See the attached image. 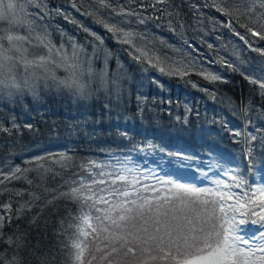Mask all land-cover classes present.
<instances>
[{
	"label": "trees",
	"instance_id": "trees-1",
	"mask_svg": "<svg viewBox=\"0 0 264 264\" xmlns=\"http://www.w3.org/2000/svg\"><path fill=\"white\" fill-rule=\"evenodd\" d=\"M19 1L30 46L23 54L15 50L12 32L7 22L0 20V47L7 50L0 51V61H11L22 72L20 68L32 59L34 63L29 64L36 71L42 68L46 75L41 83L28 76L30 80L14 92L15 96L0 91V167L5 174L14 166L33 169L27 179L0 186V204H12L11 212L0 210V215L12 216L2 229L0 253L9 258L18 255L24 264H100L93 259L99 253L92 252V236L83 237L67 228L71 218L79 214L82 202L64 194L79 187L75 182L81 174H87L82 166L90 161L126 162L128 167L148 173V183H155L151 179L154 175L194 185L171 173L194 165L196 171L206 170L212 176L235 169L247 184L246 188L232 189L238 198L246 193L240 203L259 196L254 190L263 185L256 186L254 178L264 170V145L259 137L250 145L245 143L243 131L264 133V97L258 85L251 83H264V55L250 50L234 31L244 34L240 24L261 30V0H215L234 16H240L234 30L223 26L229 18L221 12L213 30L200 0H165L162 4L158 0H116L113 8L127 6L138 13L135 18L111 16L110 11L99 9L97 0ZM140 18L144 23L138 22ZM100 20L124 30L131 28L133 43H121V38L108 32ZM121 20L127 23L121 24ZM246 38L251 39L250 34ZM85 41L91 43L86 50L96 44L99 50L94 61H88L92 51L85 52L81 66L94 69L89 76L93 83L87 81L90 88L80 91L85 95L79 96L64 90L61 82L49 76V71L60 53ZM258 41L257 37L252 47L264 49V43ZM137 48L147 52V57L135 59L139 55ZM155 57H159L163 73L146 62L152 58L157 63ZM106 65L109 74L104 82L97 74L105 72ZM174 69L186 70L188 74H167ZM117 70L120 75L113 79ZM208 74L220 79H206ZM244 125L251 127L244 129ZM238 130L242 136L233 137L231 133ZM249 147L255 157L251 161ZM177 153L192 159L182 161ZM60 154L71 157L68 166L46 160L42 163L50 171L44 172L35 170L36 164L26 163L38 156L54 160ZM16 192L23 195L17 196ZM259 202L257 199L255 205ZM20 205L27 207L16 215ZM255 205L238 212L249 214ZM242 219L236 215V221ZM236 224L239 227L240 222ZM8 237L14 241L20 238L21 247L7 244ZM73 239L83 247L80 260L76 259L77 249L71 247ZM117 260L121 264H172L166 259L153 261L139 250L128 258L113 257V264Z\"/></svg>",
	"mask_w": 264,
	"mask_h": 264
},
{
	"label": "snow or ice",
	"instance_id": "snow-or-ice-1",
	"mask_svg": "<svg viewBox=\"0 0 264 264\" xmlns=\"http://www.w3.org/2000/svg\"><path fill=\"white\" fill-rule=\"evenodd\" d=\"M97 2L99 9L110 11L111 16L133 18L138 16L136 11L129 10L124 5L113 8L116 0H107V2L97 0ZM164 2L165 0H158V3ZM193 7L195 8V5ZM201 7H214L216 11L228 17L224 27L234 30V25L239 23L240 16H234L226 7L217 5L215 0L211 3L206 2ZM260 7L264 8V0H261ZM196 11L200 9L196 8ZM249 14H252L251 11ZM98 22L108 32L120 37L121 43L130 45L133 43L132 32L124 31L123 27L117 24H108L103 20ZM138 22L144 23V19L140 18ZM120 23L126 24L127 21L121 20ZM249 23L253 22L249 21ZM239 27L244 29V34L234 31V35L250 50L264 55V49L259 46L252 47L253 43H257V37L259 43H264V23L259 24L260 31L254 30L248 24H240ZM249 34L251 39L246 38ZM136 52L139 53L134 57L137 60L147 57V52L139 48ZM154 59L157 63H153L152 58H148L146 62L153 67H159V57ZM228 66L231 67V65ZM159 71L163 73L165 69L159 67ZM167 74L183 76L188 73L186 70L182 72L174 69L169 70ZM205 78L212 81L220 79L213 74H208ZM251 83L258 85L260 95L264 97V83L258 80H252ZM249 127L251 125H244V129ZM231 134L238 138L242 136V131H233ZM258 137L264 145V133L257 132L253 135L243 131L244 142L249 145ZM176 155L182 161L192 159L187 154L177 153ZM254 158L253 149L249 147L248 160L251 161ZM46 160H52L53 164L66 167L71 157L60 154L53 160L51 157L38 156L26 163L36 164L37 171L48 172L50 168H45L42 163ZM82 167L87 174H81L80 180L75 182L79 184V187L74 186L69 193L64 194L82 202L79 214L71 218L72 223H69L67 228L83 237L92 236L94 245L92 252L99 253V256H94L93 259L98 260L100 264H113V257L135 256L137 250L147 253L149 259L153 261L166 259L172 264H264V244L256 248L254 244L242 240L239 235H234L240 230L236 224L235 214L240 209L248 208L250 204L255 205L257 199L261 203L258 205L259 211L254 208L251 212L252 216L258 217L253 223L264 225V188L254 190L259 193L258 197L254 196L245 203H240V198L246 193H241V197L238 198L232 193V189L246 188L247 184L235 169L224 171V176L228 177L231 183L225 179H216L212 182L215 187H198L175 179H160L154 175L151 179L155 183H148V173H141L135 168H130L126 162L102 164L90 161ZM106 168L112 170L105 171ZM32 170L14 166L7 169L5 174V169L0 167V186L5 182L27 179V173ZM204 175L207 176L208 173L205 172ZM28 182L31 183V181ZM221 188L227 191H221ZM7 191L12 190L7 189ZM15 194L23 195L21 192ZM233 200L236 202L226 204V201ZM26 207L27 205H20L16 215H20ZM11 209V203L0 204V210L5 213L11 212ZM11 219V215H0V240L3 239L2 229L5 222ZM93 221H95L94 224ZM19 239L14 241L12 237H8L6 243L16 244L19 248L21 247L18 243ZM261 239L264 240V232L261 233ZM71 247L77 249L76 259L80 260L83 247L79 240L73 239ZM152 252L158 255L154 256ZM0 264H24V262L18 255L9 258L5 253H0ZM41 264L46 262L42 261ZM88 264L92 262L89 261ZM116 264H121L120 260H117Z\"/></svg>",
	"mask_w": 264,
	"mask_h": 264
},
{
	"label": "rangeland",
	"instance_id": "rangeland-1",
	"mask_svg": "<svg viewBox=\"0 0 264 264\" xmlns=\"http://www.w3.org/2000/svg\"><path fill=\"white\" fill-rule=\"evenodd\" d=\"M25 2L26 0L23 1V3ZM206 8L210 10L212 9V7ZM24 19L25 18L20 1H0V20L3 22H7L9 29L12 32L11 40L13 42V46L21 54L27 51L30 46L27 35L21 30V28L27 29L26 21ZM124 31H130L133 33V30L131 28H128ZM90 44V42L85 41L76 44L74 48L69 51L65 50L56 57L54 65L51 66L49 76H51L56 82L66 83L67 85H65V88L68 92H72L73 88L71 85L76 79L82 78V80H85L86 78H88V76L92 75L94 71V69H82L81 66V62L86 59L85 52L87 53L91 50L92 54L88 61H94L95 52H98L99 50V46L97 44L94 45L90 50H86ZM0 51L1 53H7V50H4L2 47H0ZM106 56L109 57V53H106ZM22 58L25 57L22 56ZM28 60L29 61L25 62L21 68L26 73V75H24L19 70L18 66L14 65L11 61H0V91L2 93L10 94L18 91L22 87H25L26 81L30 80L29 77H33L32 79L39 80L40 83L43 81V77L46 75V73L42 68H39L36 71L35 66H31L29 64V62H32L33 60ZM61 71H63L62 75ZM108 71L109 67L107 66L106 71L104 72L103 70H101L97 74V77L104 82H107ZM116 72L118 75H120V71L117 70ZM90 86V84L81 85V87L85 90H88ZM78 89L80 90L81 88ZM1 92L0 96L2 95Z\"/></svg>",
	"mask_w": 264,
	"mask_h": 264
}]
</instances>
